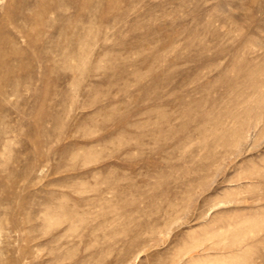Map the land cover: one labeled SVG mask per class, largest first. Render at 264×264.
Segmentation results:
<instances>
[{"label":"rangeland","instance_id":"374dc122","mask_svg":"<svg viewBox=\"0 0 264 264\" xmlns=\"http://www.w3.org/2000/svg\"><path fill=\"white\" fill-rule=\"evenodd\" d=\"M0 264H264V0H0Z\"/></svg>","mask_w":264,"mask_h":264}]
</instances>
